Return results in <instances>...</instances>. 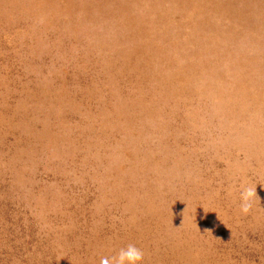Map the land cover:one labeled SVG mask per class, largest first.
I'll use <instances>...</instances> for the list:
<instances>
[{"label":"rangeland","instance_id":"rangeland-1","mask_svg":"<svg viewBox=\"0 0 264 264\" xmlns=\"http://www.w3.org/2000/svg\"><path fill=\"white\" fill-rule=\"evenodd\" d=\"M129 244L264 264V0H0V264Z\"/></svg>","mask_w":264,"mask_h":264},{"label":"clouds","instance_id":"clouds-1","mask_svg":"<svg viewBox=\"0 0 264 264\" xmlns=\"http://www.w3.org/2000/svg\"><path fill=\"white\" fill-rule=\"evenodd\" d=\"M240 192V210L244 214H248L257 195V188L243 187ZM144 255L142 251L133 244H129L126 248L121 249L117 256L109 259L104 257L100 264H143Z\"/></svg>","mask_w":264,"mask_h":264}]
</instances>
